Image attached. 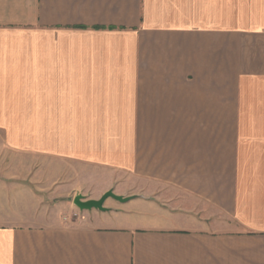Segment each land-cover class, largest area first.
<instances>
[{"label":"crops","instance_id":"1","mask_svg":"<svg viewBox=\"0 0 264 264\" xmlns=\"http://www.w3.org/2000/svg\"><path fill=\"white\" fill-rule=\"evenodd\" d=\"M239 4L0 0V264H264V0ZM110 190L135 198L68 201Z\"/></svg>","mask_w":264,"mask_h":264},{"label":"rangeland","instance_id":"2","mask_svg":"<svg viewBox=\"0 0 264 264\" xmlns=\"http://www.w3.org/2000/svg\"><path fill=\"white\" fill-rule=\"evenodd\" d=\"M239 1L240 0H232V2H233V9L234 8H237V10L236 11H238L239 9H240V4H239ZM234 12V11H233ZM6 155H8V156H14L15 154H12V153H6ZM8 161H11V160H7V162ZM20 161L22 162V167H23V169H24V174H25V179H27V180H25V203H28V205H30L31 203H35V201H33L34 199H33V197L34 198H39V202L40 203H46V204H54L53 202H51L49 199H48V195H46L45 193H43L42 192V189H41V186H39V185H37L38 187L36 188L33 184H32V182H31V180H32V160L30 159V157H28V158H21L20 159ZM3 163V161H1V163H0V167H2L3 168V170L5 169V167H15V166H17V167H20V165L19 164H17V165H15V164H13V165H11V164H8V163ZM24 163V164H23ZM62 168H63V164H59V165H55V169H57V171H60V170H62ZM18 170H19V168H18ZM27 176V177H26ZM1 178V177H0ZM29 190V193L28 194H26V192ZM33 193V194H32ZM33 195V196H32ZM77 195H82L81 193H76V195L73 197H70L69 199H68V201H70V203H71V205H72V208H73V206L75 207V205H74V203H73V200H74V198L77 196ZM82 196H84V195H82ZM85 198H87V196H84ZM124 197H128V196H124ZM51 202V203H50ZM108 203H118V201L116 202V200H114V199H112V198H110V200H109V202ZM35 206V205H34ZM61 203H59L56 207H54V211H53V215H56V214H60L61 215V213L63 212L62 211V209H61ZM76 208V207H75ZM33 210H35V209H33ZM101 212H103V211H101ZM68 214H70L69 212H67ZM103 213H105V212H103ZM68 214H66V215H68Z\"/></svg>","mask_w":264,"mask_h":264},{"label":"water","instance_id":"3","mask_svg":"<svg viewBox=\"0 0 264 264\" xmlns=\"http://www.w3.org/2000/svg\"><path fill=\"white\" fill-rule=\"evenodd\" d=\"M109 198H112L120 203H126L135 197L118 196L114 193L113 190H110L107 193H105L99 200H91L85 198L82 195H77L74 198L73 203L75 207L81 212L92 211V210L106 212L108 209L105 208L104 204Z\"/></svg>","mask_w":264,"mask_h":264},{"label":"built area","instance_id":"4","mask_svg":"<svg viewBox=\"0 0 264 264\" xmlns=\"http://www.w3.org/2000/svg\"><path fill=\"white\" fill-rule=\"evenodd\" d=\"M79 217H80L79 212L70 213V214L64 216L63 220L66 223H72V222H75V221L79 220Z\"/></svg>","mask_w":264,"mask_h":264}]
</instances>
